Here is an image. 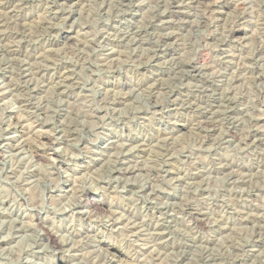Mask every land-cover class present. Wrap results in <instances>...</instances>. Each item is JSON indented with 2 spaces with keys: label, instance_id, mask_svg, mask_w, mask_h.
<instances>
[{
  "label": "rangeland",
  "instance_id": "1",
  "mask_svg": "<svg viewBox=\"0 0 264 264\" xmlns=\"http://www.w3.org/2000/svg\"><path fill=\"white\" fill-rule=\"evenodd\" d=\"M58 2L72 7L73 14L66 16L61 8H54L52 13H47L49 0H8V4L10 3L8 7H0V134H2L0 135V170L7 177L21 180L25 185L24 192L33 193L37 201L43 202L44 199L53 203L59 201V207L63 209L60 215H66L72 211L70 205L77 195H80L77 187L89 193L97 189L96 180L99 179L97 173L104 170L110 158L115 157L113 162L116 165L122 160L126 162L125 167L129 175L125 177L128 183L124 186V190L129 198H133L137 191L135 187L137 180L133 177L132 170L138 169L141 162L145 169L155 167L154 156L167 157L168 163L163 167L168 173V186L157 183L151 185L147 190L148 195H152L153 192L158 195L141 205L144 213L138 219L129 216L122 208L109 207L107 203L97 209L89 205L88 211L101 215L105 211L118 214L114 230L128 229L131 226V230L125 233L128 237H138L144 231L152 233L151 238L135 241V249L140 250L139 264H202L203 261H209L211 257L217 256L225 247H230L229 241L243 239L249 240L254 254L245 255L243 260L237 259L235 264H260V260L264 258V232L257 234L254 227L257 221L249 223V220L252 217L264 216V102H262L264 101V63L253 64L251 52L241 50L234 43H228L246 39L256 31L253 27L252 32H248L245 27L240 26L236 10L243 7L242 0H58ZM97 3L103 6L101 12L111 16L107 23L104 20L99 22L97 25L99 33L92 38L101 44L106 43L110 49L107 56L100 57L103 64L111 67L114 63L123 62L127 65L129 61L135 62L137 64L135 75L147 81L143 89L155 90L157 100L168 94L166 88H172L173 97L181 100L191 99L190 101L198 107L194 111H184L183 120L174 121L186 128V131H179L175 135L158 136L155 140L149 141L128 135L129 129L136 127L135 122L125 126L122 135L126 138L118 139L114 136V146L101 142L98 147H94V151L104 149L101 156L97 157L100 162L94 168L85 166L82 172L71 176L70 184H65L57 177L54 169L49 173L51 180L58 184L63 192L59 189L33 192V184L39 180L40 174L48 172V169L43 167L44 149L38 146L47 145L49 138L57 133H54L49 125L43 127L35 125L27 115L31 110L30 98L35 97L39 100L58 92L61 93L60 98L71 106L76 101L64 94L65 87L69 90L76 89L77 95L87 93V88L84 92H80L77 88L79 81H74L72 74L74 57L68 46L70 40L72 44L78 40L83 41L82 49L84 44L88 43L86 35L90 26L85 24L82 30L75 25V22L82 15L94 18L89 5ZM201 6H204L206 15L198 17L197 11ZM247 16L248 13L245 12L244 17ZM65 20L67 27H63L58 33L52 32V40L43 34L48 24L60 27ZM208 21L214 25L217 35L215 39L210 38L205 43L214 44L223 39L228 54L235 58L227 62L231 67L227 69V76L220 80L208 81L198 72H191L190 66L194 61H198L199 65L205 68L209 64L206 53L200 52L193 57L190 47L193 26L197 23L204 25ZM21 30L27 31L28 39L20 34ZM57 36L59 40H56ZM260 56H264V51L258 53V58ZM178 59H183L184 69L178 67L176 63ZM83 63L84 61H80V64ZM180 72L187 75L180 77L184 82L183 86L176 88L173 81ZM193 84H202L206 88H211L215 95L197 99L188 87ZM99 86L104 88L105 97L111 93L114 98L111 111L123 113L130 107H136L134 100L128 98L129 87H118L114 81ZM103 99L101 98L102 101ZM250 102L255 103L254 111L248 110L247 106ZM108 114L109 107L105 104L103 112L86 113V117L91 118L86 122L97 124L98 121L106 120ZM212 118H215L218 124L216 128L206 122L212 121ZM140 119L147 120L148 116L142 115ZM221 119H228L231 123L225 127L220 123ZM71 139L72 137H69V141ZM222 139L229 143L234 142L239 147L240 155L237 159L251 160V163L237 166L231 160L224 158L225 148L220 143ZM169 140L172 141L170 153L162 150ZM190 142L193 150L191 174L186 176L184 171L177 174L175 158L189 150ZM57 149L56 153H49L47 159L54 165L64 168L66 176L71 174L68 173L67 166L59 160L60 149L65 150L66 157L77 160L81 165L85 163L82 156L68 149L67 142L58 143ZM28 151H31L35 160L40 163V170H29V165L23 159L16 162L17 153L23 156ZM209 153L218 160V163L215 167L209 165V170L205 171L201 159L207 160ZM5 156L9 157L6 168L2 163ZM112 175L119 178L118 170L113 169ZM135 176L139 177L141 173L136 171ZM180 181L183 183L180 195L177 197L175 189ZM107 182L102 181V183ZM210 190L219 196V200L214 198L208 202L209 206L219 211L224 200H229L233 202L234 216L228 218V214L225 213L224 220L220 217L215 218L213 226H218L219 231L215 235L214 242L193 236L188 246H178L176 237L168 228L160 224L165 212L171 209L167 213L168 223L179 225L181 221L176 215V206L185 207L197 197L204 200ZM234 193L239 194L238 199L233 195ZM81 199H84L83 195ZM9 203V200L0 202V208H7ZM26 203L24 198L20 197L19 205L12 211L11 216L0 213V262L3 264H11V261L4 259L5 249H14L16 255L25 257L32 264H46L44 258L31 256L25 249L30 250L32 247L29 238L34 228H40L41 247H51L53 244L47 239L48 232L41 227L43 224H48V214L23 210ZM196 207H200V204L197 203ZM125 217L127 219H124ZM153 217L155 223L149 228L148 221ZM197 219L198 224L203 225L202 230H207L203 215L198 216ZM5 221H15V227L9 230V225ZM21 224L27 226V231L20 227ZM48 227L51 228V224H48ZM52 234L56 240V234ZM132 251L134 250L123 243L109 246L106 240H102L95 245V249L83 248L80 256L84 264H107L109 261L108 264H122V262L132 264L130 255ZM120 259L123 260L120 262ZM51 260L52 264H64V258L59 252L55 253ZM125 261L130 262L125 263ZM216 264H219V260Z\"/></svg>",
  "mask_w": 264,
  "mask_h": 264
},
{
  "label": "clouds",
  "instance_id": "2",
  "mask_svg": "<svg viewBox=\"0 0 264 264\" xmlns=\"http://www.w3.org/2000/svg\"><path fill=\"white\" fill-rule=\"evenodd\" d=\"M243 7L236 10L237 18L240 19V26L245 27L246 31L252 32L253 27L256 29L255 33L248 36L246 39L229 41L228 43H234L238 48L244 51L251 52V59L253 64L259 65L264 63V56L258 58V53L264 51V0H242ZM49 7L46 9L47 13H52L54 8L63 9L66 16L73 14V8L68 5H62L58 0H49ZM8 0H0V7H8ZM92 9L94 18L87 16L79 17L75 25L81 27L87 24L90 26V30L87 32L86 39L88 43L84 44V48H81L83 41H76L75 44L69 43L68 50L73 53V78L74 81L78 80L77 88L80 92H84L85 88L88 89L85 95H77L76 89L69 90L65 87L64 94L70 96L76 101L75 104L69 106L61 97V93H53L51 96H46L37 100L35 97L30 98L31 110L27 112V115L34 121L35 125L41 127L49 125L52 127L53 132L57 135H53L49 138L47 145H40L38 148H43L45 152L43 165L48 169V172L40 174L39 180L33 184V192H43L53 189H59L63 192L58 184H55L49 173L54 169L55 175L64 181L65 184L71 183V176L76 175L78 172H82L85 166L95 167L100 160V157L104 152L101 148L99 151H94V147H98L99 143H107L109 146L115 145V136L118 139H125L122 135V129L136 123V127L129 129L128 135L145 140H155L158 136L175 135L179 131H186L181 124L174 121L183 120L184 111H194L198 105L191 102L188 98L183 100L173 97L171 94L172 88H166L167 95H164L159 100L155 98V90H144L143 85L146 83V79L137 77L135 75L137 71V64L129 61L127 65L121 63H114L109 67L103 64L100 57L107 56L110 49L107 44H101L98 40L92 38L97 36L99 29L97 25L101 20L105 23L111 18L101 12L103 7L97 3L89 5ZM160 7V5H157ZM204 6H201L197 11L198 17L205 16L206 13L203 10ZM11 10V9H10ZM247 12L248 16L245 18L244 13ZM63 27H67V20L60 27L48 24L43 34L47 36L49 40H52V32H60ZM25 39L29 38L27 31L21 30L20 33ZM217 30L211 21L201 25L199 23L193 26L192 31V43L190 44L192 56L195 57L200 52H204L209 57L208 66L201 67L198 61H194L191 65L192 73H199L206 80H220L227 76V69L231 67L227 64L228 61L234 60L228 54V48L226 47L224 40H218L214 44H206L205 42L212 38L215 39ZM39 39V37H36ZM59 40V36L56 37ZM95 44V47H93ZM80 61H84L80 64ZM177 65L183 68V59L177 60ZM223 74V75H222ZM187 75L184 72L175 78L173 84L176 88L183 86V80L181 76ZM151 78V77H149ZM116 82L118 87H129L130 96L128 98L133 99L136 105L135 108H129L127 112L116 113L111 111L113 105V96L111 93L105 97L104 88L99 85L106 82ZM99 82V83H97ZM197 99L201 97H209L215 95L211 88H206L202 84H193L188 86ZM30 88V82H29ZM101 98H104L103 101ZM230 102V101H229ZM264 102V101H262ZM109 107L108 118L103 121H98L97 124L87 123L86 120H90V117H86V113L89 112H103L104 105ZM248 110H255V103L250 102L247 106ZM143 109V112L139 110ZM180 109V110H178ZM147 115V120H141L142 115ZM63 119V122L61 120ZM211 127H217L218 124L215 118L208 122ZM220 123H223L227 127L231 121L228 119H221ZM251 124V120H249ZM159 125V127H157ZM2 135V134H0ZM69 137L72 139L69 141ZM67 142V147L72 152H76L84 159V164L81 165L77 160L65 156V150L60 149L58 152L59 160L62 164L67 166V171L71 175L66 176L65 169L59 165H54L47 159L49 153H56L58 151L57 144ZM220 143L225 148L224 158L232 161L237 166H246L250 164L251 160H245L243 158L237 159L240 155V150L237 145L229 143L227 140L222 139ZM87 145L88 147H85ZM172 141L169 140L167 146L162 149L166 152H171ZM191 142L189 143V150L187 152L180 153L176 156L177 162V174L180 171H184L185 175H190L192 170L191 161L192 157ZM18 159L26 161L29 165V170H40L41 165L35 160L31 151L25 152L23 156L19 153L16 154ZM207 160L201 159V165L204 170H209V165L215 167L218 160L208 154ZM115 157L110 158L105 164L104 170L98 172L99 179L96 180L97 189L93 192H84L82 188L77 187V192L84 196V199L77 195L73 203L70 205L72 211L66 215H60L63 211L59 207V201L53 203L47 199L43 202H39L33 197V193H25V185L21 180L7 177L2 170H0V202L9 200V206L7 208H0V213L11 216L12 211L18 207L20 197H23L27 202L24 205L23 210H35L36 212H46L48 224H51V228L48 224H43L41 227L46 232L56 234V242L51 247H41L39 243L40 228H34L33 234L29 238L32 244L31 249H25L31 256L44 258L46 264H52V256L59 252L64 258V264H84L83 258L80 256V252L85 247H93L100 241L106 240L109 246L125 244L134 251L130 252L133 264H139L138 256L139 251L135 249L136 239H147L152 237V233L144 231L138 237H128L125 233L131 230V226L128 229L121 228L116 229V217L118 214H111L107 211L102 215L97 212H89V204L103 205L107 203L109 207L122 208L129 216L139 218L144 213L142 204L153 200L158 193L153 192L152 195H148L147 190L151 188L153 183L164 184L168 186L167 182V170L164 165L168 163L167 157L157 158L154 156L155 167L144 168L143 163L138 169L132 170L133 177L137 180L135 185L137 191L133 198H129L128 193L124 190V186L128 183L125 177L129 175L126 170L125 161H121L119 165H116L113 161ZM9 157L5 156L2 163L6 168L8 166ZM117 169L119 178L112 175V170ZM139 171L141 176L136 177L135 172ZM102 181H108L102 183ZM182 181L176 185V196L180 195V188ZM66 195V193H65ZM239 198L238 193H234ZM219 200V196L210 190L207 197L204 200H200L197 197L187 206H176V215L180 217V224H169L167 220V213L171 211L168 209L165 212V217L160 221L162 227L169 229V232L176 237L178 246L186 247L193 236H199L202 239H206L209 242H214L215 235L218 234L219 228L214 227L215 218L220 217L225 219L224 214H228V218H231L235 214L233 202L224 200L219 211L211 208L208 204L213 199ZM199 203L200 207H196ZM83 209V211H81ZM203 215L204 221L207 224V230H202L203 225H199L197 217ZM124 219H127L125 217ZM257 221L254 227L257 234L264 232V216L252 217L249 223ZM9 225V230L15 227V221H5ZM143 223V222H142ZM155 223V218H150L148 221V227ZM21 228L27 231V226L21 224ZM230 247H225L223 251L217 256L211 257L209 261H203L202 264H216L219 260V264H235L237 259L243 260L245 255H253V250L249 244L248 239L242 241L231 240L229 241ZM5 260L11 261V264H32L25 257H21L15 254L14 249H5L3 252ZM59 258V257H58ZM3 264V262H0ZM260 264H264V258L260 260Z\"/></svg>",
  "mask_w": 264,
  "mask_h": 264
},
{
  "label": "bare ground",
  "instance_id": "3",
  "mask_svg": "<svg viewBox=\"0 0 264 264\" xmlns=\"http://www.w3.org/2000/svg\"><path fill=\"white\" fill-rule=\"evenodd\" d=\"M66 1H67V0H66ZM189 2H190V1H189ZM202 2L204 3V1H202ZM202 2H201V3H202ZM182 3H183V2H182ZM199 4H200V3H199ZM9 5H10V3H9ZM178 6H179V5H178ZM174 10H175V9H174ZM175 14H176V13H175ZM183 14H184V13H183ZM179 18H180V16H179ZM181 18H183V17H181ZM184 18H186V17H184ZM2 19H3V18H2ZM2 19H1V20H2ZM3 21H4V20H3ZM1 23H2V22H1ZM3 24H4V22H3ZM42 24H43V23H42ZM133 33H134V32H133ZM127 34H128V33H127ZM68 36H69V35H68ZM170 37H171V36H170ZM67 39H68V38H67ZM127 40H128V39H127ZM162 40H163V39H162ZM132 41H133V40H132ZM152 50H153V49H152ZM5 51H6V50H5ZM7 51H8V49H7ZM7 51H6V52H7ZM8 52H10V51H8ZM13 52H14V51H13ZM13 52H12V53H13ZM150 52H151V51H150ZM151 56H152V55H151ZM175 60H176V59H175ZM186 63H187V62H186ZM189 63H190V62H189ZM189 63H188V64H189ZM27 65H28V64H27ZM176 66H177V65H176ZM184 67H185V66H184ZM190 67H191V66H190ZM186 68H187V67H186ZM183 69H184V68H183ZM183 69H182V70H183ZM5 71H6V70H5ZM175 71H176V70H175ZM180 71H181V69H180ZM176 73H177V72H176ZM153 80H154V79H153ZM160 81H161V80H160ZM157 82H158V81H157ZM219 97H220V96H219ZM218 99H219V98H218ZM190 100H191V99H190ZM209 102H210V101H209ZM227 102H228V101H227ZM230 102H231V101H230ZM232 103H233V102H232ZM230 106H231V105H230ZM208 107H209V106H208ZM213 114H214V113H213ZM217 116H218V115H217ZM220 117H221V116H220ZM220 117H219V119H220ZM203 119H204V118H203ZM208 119H209V117H208ZM212 119H213V118H212ZM231 119H232V118H231ZM206 120H207V119H205V121H206ZM233 120H234V119H233ZM15 122H16V121H15ZM206 122H207V124H208V121H206ZM200 123H201V122H200ZM14 124H15V123H14ZM199 125H202V124H199ZM199 125H198V126H199ZM203 125H204V124H203ZM208 125H209V124H208ZM204 128H206V127H204ZM204 128H203V129H204ZM210 128H211V127H210ZM215 128H216V127H215ZM200 130H201V128H200ZM204 130H205V129H204ZM209 136H210V135H209ZM252 138H253V137H252ZM46 140H47V139H46ZM44 142H45V141H44ZM27 143H28V142H27ZM46 144H47V143H46ZM34 151H35V150H34ZM35 153H36V152H35ZM35 155H36V154H35ZM37 156H41V155H37ZM127 158H128V157H127ZM227 166H228V165H227ZM194 174H195V173H194ZM81 196H82V195H81ZM81 196H80V198H81ZM83 197H84V196H83ZM89 205L91 206V208L93 207V208H96V209L102 207L101 205H92V204H89ZM90 206H89V207H90ZM102 209H103V208H102ZM93 210H94V209H93ZM93 210H92V211H93ZM81 211H82V210H81ZM96 211H98V210H96ZM198 219H199V218H198ZM198 219H197V220H198ZM199 220H200V219H199ZM201 220H202V217H201ZM201 220H200V221H201ZM198 222H199V221H198ZM204 222H205V221H204ZM200 224H201V223H200ZM202 224H203V223H202ZM204 225H206V223H205ZM260 234H261V233H260ZM43 236H44V235H43ZM46 236H47V239H48L49 241H51L53 244L56 242L55 237H54V235H53L52 233H49V232H48V233L46 234ZM258 241H259V240H258ZM107 250H108V249H107ZM107 252H108V251H107ZM255 253H256V252H255ZM112 255H113V254H112ZM254 256H255V255H254ZM108 257H109V256H108ZM120 258H121V257H120ZM127 259H128V258H127ZM127 259H125V260H127ZM122 260H123V259H122ZM122 260L120 259L119 261L121 262ZM127 261H128V260H127ZM127 261H125V263H129V262H130V261H129V262H127ZM109 262H110V261H109ZM109 262H108V263H109ZM108 263H107V264H108ZM112 263H113V262H112ZM123 263H124V262H122V264H123ZM132 264H133V263H132Z\"/></svg>",
  "mask_w": 264,
  "mask_h": 264
}]
</instances>
